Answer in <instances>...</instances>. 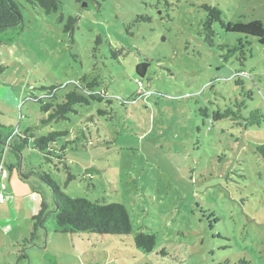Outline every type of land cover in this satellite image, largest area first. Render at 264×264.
<instances>
[{"label":"rangeland","instance_id":"1","mask_svg":"<svg viewBox=\"0 0 264 264\" xmlns=\"http://www.w3.org/2000/svg\"><path fill=\"white\" fill-rule=\"evenodd\" d=\"M16 1L23 27L0 33V122L73 142L61 162L31 139L0 151L2 168L20 162L0 176V264H264V44L224 29L264 24V0H61L51 13ZM92 81L102 100L41 124L34 97ZM43 172L69 197L123 204L131 233L57 232ZM32 183L49 212L26 244L41 202ZM137 231L155 234L150 251Z\"/></svg>","mask_w":264,"mask_h":264},{"label":"trees","instance_id":"2","mask_svg":"<svg viewBox=\"0 0 264 264\" xmlns=\"http://www.w3.org/2000/svg\"><path fill=\"white\" fill-rule=\"evenodd\" d=\"M77 1L80 2L81 0ZM27 2L34 8H42L46 13L56 12L62 4L61 0H27ZM21 10L22 5L16 0H0V33L13 27L22 29L23 17ZM139 19L149 20V17L137 16L136 20ZM75 22V18L69 17L65 30L70 31ZM224 29L230 32L250 35L259 43L264 44V24L259 20H251L246 23H226L224 24ZM100 42L101 38L98 36L95 43L98 45ZM148 66L149 62L143 61L137 63L135 70L138 75L143 76ZM84 78L85 77H82L81 80ZM94 82L95 81L90 82L88 88L87 86L84 89L82 88L85 94L77 91L78 88L81 87L80 83L76 84L74 89L60 95L57 93V85H53L46 88L47 92L43 96L34 97V100L40 103L41 111L46 115L41 119V124L48 125L52 122L66 119L69 113L76 111L74 107L76 104H89L92 100H102V98H104L102 93L98 94L93 89ZM98 113H103V110L98 109ZM67 132L68 131H49L44 135L35 136L33 133H30V129L27 128L26 131H24V135L21 132H18L17 135L14 133L13 129L11 130L0 122V151L3 153L6 145H12L16 152H20L23 145L28 143L31 139L33 147L39 150L47 161L56 159L61 162L66 159L67 144H72L73 142V140H66L61 145L58 144L62 137H65V135L67 136ZM16 137L20 139L19 144L16 143L17 140H14ZM20 154L21 153H16V156L19 157ZM254 155L264 162V143H260L256 146ZM19 164L20 162L17 164H10L6 177L8 176V172H11L14 168H18ZM21 175L24 178L29 177L25 173H21ZM38 176L50 190L54 204V220L57 232L95 233L118 236H126L131 233L132 224L130 215L123 204L117 202L107 203L104 201L92 202L85 198L69 197L61 191L59 185L48 173L43 172ZM74 179L75 176L68 170L67 182ZM30 187L33 192L40 195L41 202L38 212L32 217L33 222L30 238L24 239L23 243L26 244L35 240L37 231L42 225V220L49 212L47 200L40 187L35 185V183L30 184ZM155 242L156 236L153 233L137 231L134 236L135 245L143 248L145 251H150L154 247Z\"/></svg>","mask_w":264,"mask_h":264},{"label":"built area","instance_id":"3","mask_svg":"<svg viewBox=\"0 0 264 264\" xmlns=\"http://www.w3.org/2000/svg\"><path fill=\"white\" fill-rule=\"evenodd\" d=\"M0 175L2 177H6V175H7V170L5 168H2V166L0 168ZM0 201H1V199H0Z\"/></svg>","mask_w":264,"mask_h":264}]
</instances>
